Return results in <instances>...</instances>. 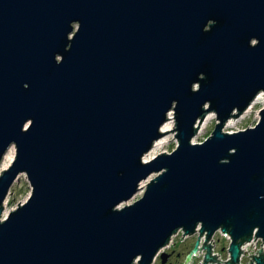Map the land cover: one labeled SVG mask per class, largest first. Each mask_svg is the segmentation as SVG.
<instances>
[{"label":"water","instance_id":"95a60500","mask_svg":"<svg viewBox=\"0 0 264 264\" xmlns=\"http://www.w3.org/2000/svg\"><path fill=\"white\" fill-rule=\"evenodd\" d=\"M260 93L264 0H0V210L20 174L31 191L0 222V264H151L197 225L204 263L221 229L235 264L264 240V106L222 127ZM171 110L176 148L142 162Z\"/></svg>","mask_w":264,"mask_h":264},{"label":"built area","instance_id":"2783aa9c","mask_svg":"<svg viewBox=\"0 0 264 264\" xmlns=\"http://www.w3.org/2000/svg\"><path fill=\"white\" fill-rule=\"evenodd\" d=\"M263 107V106H262ZM259 113V112H258ZM200 233V226L197 225L191 234H184V231L182 229L176 230L169 240L167 241L166 245L162 247L156 256L154 257L151 264H154V262L159 259L160 255L162 253H170L173 250H175V247L177 248L180 245H184L187 243L189 239L194 240L193 245L186 247V252L184 254V258L181 260V264H203L204 263V256L207 252L206 248H202L204 246V241L206 237V232ZM199 236V239H198ZM198 239L196 250L195 252H192V250L195 247L196 241ZM255 239V240H254ZM232 239L231 236L226 232H222L221 229L216 230L212 236H210L207 241L205 242V245H208L210 243V256L215 255L216 261H208L204 264H226L225 262L230 260V251H228L230 243ZM262 250V252H258V250ZM239 256H238V262L235 264H256V261L252 259L253 255L255 257H259L260 255L263 256L264 261V240L260 237H256L255 232L251 235V238L247 241L246 239L242 241V243L239 245ZM190 254V255H189ZM183 256V255H182ZM221 261V262H219ZM251 261V262H250Z\"/></svg>","mask_w":264,"mask_h":264},{"label":"rangeland","instance_id":"374dc122","mask_svg":"<svg viewBox=\"0 0 264 264\" xmlns=\"http://www.w3.org/2000/svg\"><path fill=\"white\" fill-rule=\"evenodd\" d=\"M262 106H264V103H261V102L256 103L253 106V108L251 109V111L244 118H240V115L233 117L234 121H236V125L232 126V127H226L223 125L222 131L232 133V132H237L240 130H244L246 128L253 127L259 120L258 112ZM210 114L213 115L211 117V120H209L205 124L204 128L200 131V128H198L197 126L201 127V125L203 124L202 121L205 120V118ZM173 117H174V115H173ZM215 121H216V116L214 113L206 114L204 116V118L201 120L202 123H199V122L197 123V125H196L197 130H196L195 136L192 138L191 142L195 143V144L203 142L211 134L213 127H214V124H215ZM174 129H175V122H174ZM166 137H167V135H166ZM168 138L170 139V141L166 144V146L162 150H159L158 153L153 154L152 159H154L157 155H159L161 153H166V154L171 153L176 148L178 142L175 138V132L173 135H168ZM11 146L15 149V147L13 145H11ZM155 176H156V174H152L146 180L140 182V183L146 182L144 188H142V190H140L138 187V190L134 194V196L125 204L130 205V204H133L138 199H140L145 192L147 184ZM9 192H10V194L6 197V200L2 204V209L0 210V222L7 217V215L9 214L10 211H12L13 209H15L18 206V203H19V205L24 203L27 200V198L29 197L30 187H29V184H28L27 179L25 177V174H20L18 176L17 180L12 184ZM5 204H6V206H5ZM193 243H194V240L189 239L186 244L180 245L177 248L175 247V250H173V251H175L176 254L178 253L180 255H183L182 258H184V254L187 250L186 247L193 245ZM154 264H160V260L157 259L154 262Z\"/></svg>","mask_w":264,"mask_h":264},{"label":"bare ground","instance_id":"6f19581e","mask_svg":"<svg viewBox=\"0 0 264 264\" xmlns=\"http://www.w3.org/2000/svg\"><path fill=\"white\" fill-rule=\"evenodd\" d=\"M264 103V95L263 94H258L253 101L251 102V104L249 105V107L240 115V118H244L253 108V106L256 103ZM259 114V113H258ZM213 115L210 114L208 115L205 120H203V124L201 125V127L198 126V128H200V131L204 128L205 124L211 120V117ZM174 117H173V112L170 111L167 115H166V120L164 121V123L160 126L159 132L160 133H165L163 134L158 140L154 141L151 148L149 149V151H147L142 158V162L147 163L149 161L152 160V156L155 153H158L159 150H162L166 144L170 141V139L168 138V135H173L174 134ZM200 122V123H202ZM236 125V121H234V118H230L228 119L225 123L224 126L226 127H232ZM173 130V131H171ZM197 130V129H196ZM169 131V132H168ZM167 135V137H166ZM15 154L16 151L15 149L11 146L6 153L3 155L1 162H0V174L4 171L7 170L10 165L12 164L14 158H15ZM23 174V173H22ZM26 177V175H25ZM18 178V177H17ZM17 180V179H16ZM15 180V181H16ZM14 181V182H15ZM13 182V183H14ZM28 182V181H27ZM146 182L140 183V185L138 186L140 190H142V188H144ZM31 192V191H30ZM30 195V194H29ZM6 206V204H5Z\"/></svg>","mask_w":264,"mask_h":264},{"label":"flooded vegetation","instance_id":"af4514ba","mask_svg":"<svg viewBox=\"0 0 264 264\" xmlns=\"http://www.w3.org/2000/svg\"><path fill=\"white\" fill-rule=\"evenodd\" d=\"M171 253H172V255L169 258L167 264H181V260H182L181 255L178 253L176 254L175 251H172Z\"/></svg>","mask_w":264,"mask_h":264},{"label":"trees","instance_id":"16d2710c","mask_svg":"<svg viewBox=\"0 0 264 264\" xmlns=\"http://www.w3.org/2000/svg\"><path fill=\"white\" fill-rule=\"evenodd\" d=\"M181 257H182V255H181Z\"/></svg>","mask_w":264,"mask_h":264}]
</instances>
